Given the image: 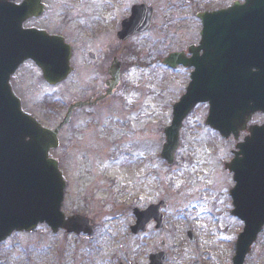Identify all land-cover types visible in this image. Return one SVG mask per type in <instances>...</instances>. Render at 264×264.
Masks as SVG:
<instances>
[{
  "label": "rangeland",
  "instance_id": "374dc122",
  "mask_svg": "<svg viewBox=\"0 0 264 264\" xmlns=\"http://www.w3.org/2000/svg\"><path fill=\"white\" fill-rule=\"evenodd\" d=\"M54 1L44 17L31 24L61 29L77 41L84 35L83 23L97 29L103 26L107 32L129 16L131 3L111 0L101 6L100 0ZM135 1H145L154 10L148 33L128 44L132 60L145 65L132 68L109 106L94 116V112L79 113L73 125L60 133V148L53 153L69 181L62 211L67 216L90 217L94 232L90 236L52 234L47 226L39 225L4 242L0 264H142L145 257L136 258L129 249L131 189L135 185L138 190L142 184L150 185L151 202L163 199L172 204L165 232L151 235L154 247L160 236L176 242L190 230L200 235L198 252L202 255L214 257L222 251L221 256H233L242 226L231 215V182L221 163L231 145L205 127L206 105L196 106L185 119L175 165L167 167L159 157L162 131L170 125L172 105L183 94L188 75L180 69L168 71L159 58L193 43L200 29L195 13L220 7L224 0ZM63 16L68 23H62ZM39 76L30 65H23L13 77L16 92L26 112L54 128L62 120L66 103L71 97H82L83 89L75 83L50 88ZM251 121L260 119L255 116ZM222 224L228 227L226 234ZM223 236L227 242L222 245ZM258 241L264 255V229ZM185 247L171 249L172 256L197 254Z\"/></svg>",
  "mask_w": 264,
  "mask_h": 264
},
{
  "label": "water",
  "instance_id": "95a60500",
  "mask_svg": "<svg viewBox=\"0 0 264 264\" xmlns=\"http://www.w3.org/2000/svg\"><path fill=\"white\" fill-rule=\"evenodd\" d=\"M10 1L14 0H0V242L13 231H31L43 223L52 232L62 229L89 235L92 227L85 217L65 219L61 213L65 183L57 160L48 157L50 150L58 148L57 135L67 117L53 131L41 127L21 112L8 84L26 59L35 62L48 83L61 81L69 70L68 47L60 36L22 30V22L37 14L32 15L31 7H13ZM245 1L199 14L201 40L198 48H188L192 58L170 54L163 60L173 69L178 65L194 68L185 95L173 107L171 125L164 129L161 157L168 164L178 147L182 122L198 103L209 104L205 124L225 138L237 136L254 113L264 114V0ZM152 13L145 6L133 7L130 18L121 24L119 38L147 30ZM249 131L250 137L237 146L240 157L225 165L236 183L231 192L232 214L245 223L234 264H241L264 225V126ZM158 211L153 206L139 214L137 229L150 221L156 222L155 230L160 229ZM151 263L161 264L160 255L153 256Z\"/></svg>",
  "mask_w": 264,
  "mask_h": 264
},
{
  "label": "flooded vegetation",
  "instance_id": "af4514ba",
  "mask_svg": "<svg viewBox=\"0 0 264 264\" xmlns=\"http://www.w3.org/2000/svg\"><path fill=\"white\" fill-rule=\"evenodd\" d=\"M26 2L29 8L31 7L36 9L37 7H39V8H43V11L41 15H38V17H31L27 19L23 23L22 27L25 29L28 28V29L44 30L48 32L50 35L59 34L64 38V42L70 47V59H69L70 72L67 75L66 79L57 86H61L63 84L69 85L75 83L78 87L83 89L82 91L79 92V94L83 96L77 99H73L71 97V99L66 103V110L71 104L78 101L86 102L88 104L87 107H85L82 110L73 111L67 125L64 128L71 127L73 125L74 118L82 111L94 112V114L92 115L90 114L91 116H94L98 113V111H101L104 107L109 106L112 103V101L118 96L119 90L123 86H125V81H126L125 79L127 77L126 74L130 72L132 68H135L137 64L140 65L139 68L143 66L142 63L140 62L137 63L136 60L132 61L133 56L131 55V52L128 48V44L132 40H134L135 36L123 42H121L117 37V33L119 32L120 29V24L125 19V17L122 18L123 20L120 21V24L118 22L113 29H109V31L107 32H104L105 30L103 26L97 29L94 27L93 24L83 23V25H81L80 30L84 31V35L80 41H77L73 39V34L65 33L61 29L55 28L52 30L46 27H40L31 24L34 22L37 23L38 20L42 19L47 14L50 8V4L55 3L54 0H27ZM110 2L111 0H100L101 6H104L105 4L109 5ZM205 2L207 3L208 0H206ZM235 2H238L239 4H243L244 0H224L222 2L224 4L220 7L211 6L196 13L216 12L228 8ZM23 3L24 0H18L15 2L16 5H21ZM136 5L148 6V4L145 3V1L136 2L135 0H131L129 6L130 11L131 8ZM33 13L39 14V11L35 10L33 11ZM62 23H68V18L66 16L62 17ZM199 39H200V34L198 31L196 34V39L193 43L187 44L183 48L175 50L174 52L185 53L186 49L189 46L192 45L198 46ZM186 57L189 58L190 56L186 55ZM24 64L32 65V63L29 61H27ZM111 69L116 70V74L118 77V82H117L118 85L113 89L110 95H106V97H104L105 93L107 92L106 87L112 85L111 75H110ZM180 70L183 71L184 69L180 68ZM184 71H186L188 74H190L191 72V70H184ZM13 77H11L10 84L14 94L18 97L14 85ZM20 101L23 106V102L21 99ZM257 117L260 119V121L258 123H252L251 125L248 126H262L264 124L263 116L259 114L257 115ZM248 135L249 132L247 130H243L239 133V135L236 138L231 136L225 140L231 146L228 151L229 156L225 161L221 162L222 169L225 162H229L233 159L235 153V146L239 143H242L245 140V138L248 137ZM177 154L175 155V160L173 165H175ZM59 167H61V162H59ZM66 168L67 170H69V167ZM223 171L224 173H226V175L228 176L231 182V187H230L231 189L233 187V175L228 170L224 169ZM64 177L66 181L65 192L67 193L69 188V181L66 172H64ZM150 197H151L150 185H146V184L139 185L138 190L134 185V187L131 189V203L129 206L131 224L129 227L131 229V227L137 226L138 213L146 211L152 204L160 203L162 208H163V204H165V207L161 210V215L163 216L162 229L156 232L154 231L155 225L153 223H149L146 227L141 229L136 235H132L133 239L132 242L130 243L131 247H129V249H131L130 255L136 258L145 257L142 264H150L149 260L151 256L155 254H161L163 256L162 264H233V256H228V253L227 256L224 257L221 256V254H223L222 251L220 254L216 252L218 256L212 257V256L202 255L201 251L198 252V248H199L198 245L201 243L200 235L198 234V231L196 233L190 230L185 231L183 234V238H181L180 241L177 240L178 242L177 241L173 242L171 240L167 241L160 236V240L158 241V243H156V247H154L152 245L151 235L162 234L165 232L168 225V219H169L168 214L172 209V204L163 199H158L153 203L150 201ZM229 198H230V192H229ZM230 203H231V198H230ZM236 221L243 228L244 226L243 222L237 219ZM223 229H224L223 233L226 234L228 232V227L224 226ZM189 232L191 234L190 236H189ZM260 235L257 237L255 242L251 246L249 253L245 257H243L241 264H264L263 248L261 250V246L258 241ZM219 242H220L219 244L223 245L224 243L227 242V239L223 236ZM177 247L178 250H180L182 247L187 248V250H189V248L191 250H197V254L190 257H184L178 255L172 256L171 249ZM143 248L146 251L145 250L143 251L142 250ZM227 248L228 246L226 247V250H228ZM124 258H127L126 253ZM118 264H122V263L120 262ZM126 264H131V263L129 262ZM133 264H137V263H133Z\"/></svg>",
  "mask_w": 264,
  "mask_h": 264
}]
</instances>
